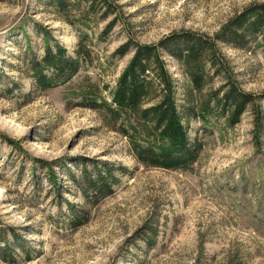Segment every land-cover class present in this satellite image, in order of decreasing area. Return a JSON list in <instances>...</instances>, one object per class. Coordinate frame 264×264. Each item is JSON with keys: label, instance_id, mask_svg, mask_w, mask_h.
<instances>
[{"label": "rangeland", "instance_id": "1", "mask_svg": "<svg viewBox=\"0 0 264 264\" xmlns=\"http://www.w3.org/2000/svg\"><path fill=\"white\" fill-rule=\"evenodd\" d=\"M110 1L115 14L103 19L77 0L68 16L46 0H0V237L15 259L0 253V264H264L263 36L244 48L218 45L225 69L208 64L200 91L186 66L165 56L182 122L202 145L189 171L138 163L119 129L134 126L149 141L140 116L115 123L90 107L112 101L135 53L117 54L125 44L181 32L213 38L264 0ZM56 44L72 58L84 46L86 56L75 75L43 90L34 64ZM230 81L258 99L235 126L214 97ZM95 163L124 172H114L111 195L91 201L72 177ZM72 212L85 215L81 226H71ZM144 226L156 232L153 249L140 238Z\"/></svg>", "mask_w": 264, "mask_h": 264}, {"label": "trees", "instance_id": "2", "mask_svg": "<svg viewBox=\"0 0 264 264\" xmlns=\"http://www.w3.org/2000/svg\"><path fill=\"white\" fill-rule=\"evenodd\" d=\"M46 1L53 10L68 16L73 0ZM77 1L85 4L88 12L93 15L100 14L103 19L115 14L110 0ZM114 23L113 21L109 29L114 26ZM259 36L264 37V2L245 8L213 38L192 32H181L173 33L154 45H135L129 42L117 51V54L124 57L132 47L135 48L133 58L112 92V101L100 103L93 101L90 102V107L104 111L115 123L127 113H136L140 116L151 138L149 141L142 139L134 126H121L119 129L120 133L128 139L131 152L138 163L168 171H189L198 160L202 145L190 139L188 130L182 122L174 97L175 82L167 69L165 56L185 65L192 87L200 91L208 79L205 73L208 64L215 70V74L225 69L218 45L244 48L252 39ZM77 49V57L72 58L58 44L55 46V51L48 47L42 62L34 64L38 73L37 87L43 90L50 89L75 75L86 56L84 46L79 45ZM41 65L51 71V75L44 74L40 68ZM224 89L227 90L214 93L216 110H219L223 116H227L229 123L235 126L240 123V118L247 108L254 105L258 99L252 94L241 91L232 81L228 82ZM220 92H223L222 98H218ZM150 98L159 101L141 110ZM115 171L123 173L124 169L110 164H103L100 168L99 164L95 163L93 172H88L84 168L80 179L72 178L84 197L94 201L113 193L112 187L118 183ZM84 217L85 215L79 212H72L71 226H81L84 223ZM143 229L145 235L140 238L146 243L148 249H153L156 232L152 227L144 226ZM14 237L19 242L16 235ZM9 249V242L0 237V253L5 262L12 263L15 259L7 258Z\"/></svg>", "mask_w": 264, "mask_h": 264}]
</instances>
